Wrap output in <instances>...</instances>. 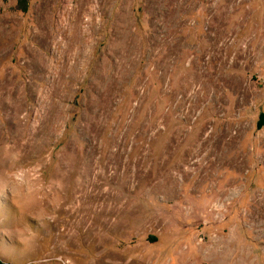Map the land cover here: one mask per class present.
I'll return each mask as SVG.
<instances>
[{
    "label": "rangeland",
    "instance_id": "rangeland-1",
    "mask_svg": "<svg viewBox=\"0 0 264 264\" xmlns=\"http://www.w3.org/2000/svg\"><path fill=\"white\" fill-rule=\"evenodd\" d=\"M6 144L0 264H264V0H0Z\"/></svg>",
    "mask_w": 264,
    "mask_h": 264
},
{
    "label": "clouds",
    "instance_id": "clouds-1",
    "mask_svg": "<svg viewBox=\"0 0 264 264\" xmlns=\"http://www.w3.org/2000/svg\"><path fill=\"white\" fill-rule=\"evenodd\" d=\"M4 158L8 162V169L5 173V178L9 183L8 188L3 187L0 182V192H7L10 196L12 204L19 208V204L13 197H22V203L25 205L35 204L43 198L45 192L51 194L50 206L55 207L58 204L59 193L63 190V182L60 179H53L45 182L43 179V164L35 161L29 164L22 163L23 154L13 145L6 144L3 147ZM33 219L41 224L42 221H50L53 218L52 212L49 209L42 208L41 214L32 216ZM26 234L21 239V234L24 233L22 228H14L13 231L16 238L21 243L32 242L35 237V231L29 226Z\"/></svg>",
    "mask_w": 264,
    "mask_h": 264
}]
</instances>
